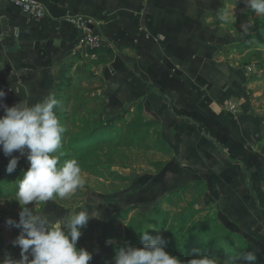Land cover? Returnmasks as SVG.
<instances>
[{"label":"crops","instance_id":"crops-1","mask_svg":"<svg viewBox=\"0 0 264 264\" xmlns=\"http://www.w3.org/2000/svg\"><path fill=\"white\" fill-rule=\"evenodd\" d=\"M33 1L43 18L0 3V103L31 106L53 94L58 67L82 51L70 19H93L102 45L123 50L90 70L116 104L148 98L142 116L158 123L171 153L155 175H143L145 192L161 199L204 185L227 218L263 239L264 110L249 91L250 66L231 50L243 48L245 22L225 17L242 0ZM13 156L0 151V162Z\"/></svg>","mask_w":264,"mask_h":264},{"label":"rangeland","instance_id":"rangeland-1","mask_svg":"<svg viewBox=\"0 0 264 264\" xmlns=\"http://www.w3.org/2000/svg\"><path fill=\"white\" fill-rule=\"evenodd\" d=\"M225 17L234 26L241 20L245 22V36L239 41L243 48L240 45L231 50L241 56L239 63L250 66L249 91L264 110V15L249 11L246 0H242V6L229 9ZM66 67L71 69L65 75L62 91L54 95L59 101L54 110L65 129L57 155L65 161L76 159L85 183L69 197L30 204L29 208L53 220L82 210L96 216L81 229L76 245L77 249L83 248L92 254L89 264H114L120 247L142 248L140 234L145 230L153 237L163 236L167 241L165 248H169L167 253L180 264H190L191 260L201 257L213 259V264H224L229 256L247 251L255 252L257 264H264V238L254 236L258 230H244L227 218L222 199L212 195L204 185L188 187L161 199L145 192L143 175H155L156 169L171 154L160 140L158 123L147 122L142 116L147 97L126 106L112 102L104 80L90 70L95 67L90 56L75 59ZM101 119L103 127L109 125V128L98 130ZM97 130L94 135L93 131ZM23 165L30 167L27 158L18 159L17 168L11 174L6 172L7 164L2 168L0 264L7 258L14 261L21 258L20 248L13 245L20 230L7 225L6 220L19 221L21 206L16 201V191L19 180L28 170ZM159 202L157 212L150 214ZM227 233L234 234L229 237ZM220 245L227 247L226 259L207 253L212 247L218 250Z\"/></svg>","mask_w":264,"mask_h":264},{"label":"clouds","instance_id":"clouds-1","mask_svg":"<svg viewBox=\"0 0 264 264\" xmlns=\"http://www.w3.org/2000/svg\"><path fill=\"white\" fill-rule=\"evenodd\" d=\"M246 6L257 16L264 15V0H246ZM5 96L6 93L0 91V101ZM58 105L53 94L31 106L24 101L13 107L0 103L4 109V115L0 116V151L6 157L13 156L14 152H19L20 156L27 153L30 163L16 191V201L21 206L19 221L6 220L7 225L20 230L13 245L20 248L21 258L16 261L7 258L2 264H89L93 258L90 252L77 249L76 245L81 229L96 216L82 210L53 220L28 207L69 197L85 183L76 159L58 167L57 153L62 148L65 132L54 111ZM18 159L14 156L10 159L6 167L8 174L16 170ZM140 238L143 247L118 248L114 264H180L165 251L167 241L163 236L153 237L145 230ZM190 264H213V259L201 257L191 260ZM224 264H257V256L253 251L237 253L229 256Z\"/></svg>","mask_w":264,"mask_h":264},{"label":"trees","instance_id":"trees-1","mask_svg":"<svg viewBox=\"0 0 264 264\" xmlns=\"http://www.w3.org/2000/svg\"><path fill=\"white\" fill-rule=\"evenodd\" d=\"M107 20L108 19H105V21H107ZM122 50H123V48L115 49V48L108 47V46H103V45H101V46H99L97 48H84V49H82V51H80V53H78L77 55H75V59H80L83 56H90L91 58H93V65L96 68L106 67V66H108L115 59V57L117 55V52L122 51ZM70 69L71 68L66 67L65 65H60L58 67V70H57V84L54 86V93H53V95H55L56 92H61L62 91V88H63V85H64L65 75L70 71ZM55 113H56V111H55ZM122 113H123V111H122ZM56 115H57V113H56ZM57 116H60V115L58 114ZM111 122H112V120H111ZM94 125L96 126V123H94ZM99 125H101V126L99 127L98 130H101V129L102 130H105V129L109 128V125H105L106 128L103 127L104 126L103 119H101L99 121ZM98 130L97 131H93V133L95 132L94 135H96V132H98ZM25 160L26 159H24V161ZM63 161H65V159L63 157H59L58 167L62 166ZM4 164H8V163H5L4 161L0 162V178L3 175L2 168H3ZM162 166L163 165H161V167ZM23 167H24V170H27L28 169V167H25V165H23ZM161 167H158V168H161ZM19 174H22V172L19 171ZM263 184H264V180H263ZM160 204L161 203L159 202L153 208V210H152V212L150 214H153V213L157 212L158 207L160 206ZM150 214H147V215L149 216ZM148 216H147V218H149ZM176 234H178V232L175 233V235ZM233 234L234 233H229V234L227 233V235L229 237L231 235H233ZM217 249L218 250H215L212 247V250L209 249L207 251V253H212L213 255H216V256H218L221 259H226L227 258V254L225 252V249H227V247L220 245V247H218ZM168 250H169L168 247H167V249L165 248V251L166 252H168ZM178 255H179V253H178Z\"/></svg>","mask_w":264,"mask_h":264},{"label":"built area","instance_id":"built-area-1","mask_svg":"<svg viewBox=\"0 0 264 264\" xmlns=\"http://www.w3.org/2000/svg\"><path fill=\"white\" fill-rule=\"evenodd\" d=\"M10 2L15 7L21 9L29 16L40 19L46 14L42 5L34 2L33 0H0V3ZM71 23L75 26L80 35V49L84 48H97L102 45L101 39L97 33H95V27L97 23L88 17L78 16L70 19ZM249 70H252L251 68ZM232 110H235V106H231Z\"/></svg>","mask_w":264,"mask_h":264}]
</instances>
